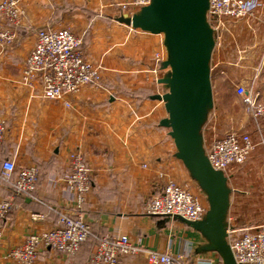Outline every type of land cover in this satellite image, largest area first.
Here are the masks:
<instances>
[{
    "label": "crops",
    "instance_id": "obj_1",
    "mask_svg": "<svg viewBox=\"0 0 264 264\" xmlns=\"http://www.w3.org/2000/svg\"><path fill=\"white\" fill-rule=\"evenodd\" d=\"M245 1L255 5L253 18L221 20L211 55V67L216 69L217 76L214 81L211 76L213 99L221 77L226 76L223 70L228 73L234 68H256L252 78L258 71L264 73V0ZM18 2L22 15L15 26L16 35L10 44L0 46V117L4 121L0 159L13 161L16 170L35 166L37 185L35 199L15 198L7 217L0 219V264H14L2 259L7 249L20 246L30 233L54 228L58 214L73 206L74 196L68 192L63 177L68 172V153L74 149L83 152L89 169L91 190L83 212L91 236L69 257L40 248L34 264H93L98 240L106 234L127 236L150 250L182 254L184 264L206 260L221 264L215 253L197 254V247L204 240L191 227L177 219L151 216L144 211L146 202L160 194L173 172L181 177L187 175L173 156L175 149L168 130L159 127V121L167 116L164 107L160 101L150 100L160 87L154 81L152 68H104L100 86H88L66 96L69 106L62 101L43 99L38 83L28 86L22 78L24 60L35 43V32L45 26L66 27L81 38L76 31L89 21L95 26L90 31L84 30L88 34L83 44L85 54L97 49V60L108 66L107 33L122 29L111 26L107 32L101 20H105L106 7L115 16L118 14L113 7L115 0ZM125 33L132 40L134 35ZM162 74L159 70L158 78ZM117 77L125 81L129 93L115 92ZM226 78L232 87L235 81L245 87L250 84L247 82L250 78L242 75L228 74ZM254 79L257 81L254 90L264 100V76ZM215 116L211 112L203 127L205 145L218 137ZM255 158L253 155L242 166L231 167L227 174L231 191L227 227L232 211H238L246 203L259 215L264 212V176L260 171L259 177L253 176L255 170L262 168L260 158ZM190 188L205 202L197 187ZM6 198H11V190L0 176V200ZM32 215L39 217L33 221ZM261 223L257 221L245 228ZM119 263L148 264L142 255L120 256Z\"/></svg>",
    "mask_w": 264,
    "mask_h": 264
},
{
    "label": "built area",
    "instance_id": "obj_2",
    "mask_svg": "<svg viewBox=\"0 0 264 264\" xmlns=\"http://www.w3.org/2000/svg\"><path fill=\"white\" fill-rule=\"evenodd\" d=\"M150 0H116L113 7L118 14L131 16ZM255 5L245 0H209L207 18L216 39L221 20L253 18ZM22 15L18 0H0V46L8 45L16 35L15 26ZM216 44V43H215ZM162 50L154 56L158 65L164 59ZM101 63H92L86 56L81 38L69 28L42 27L35 32V43L26 56L22 78L28 86L37 82L40 95L48 101L69 103L65 97L78 93L85 87H99ZM157 81L159 68H153ZM213 68L211 67V76ZM264 73L258 71V75ZM234 93L244 105L245 112L253 121L264 123V100L258 92L241 84H234ZM4 134V121L0 117V147ZM204 145L205 155L214 170L227 178L231 167L240 166L249 158L253 142L247 133L230 131ZM68 172L63 182L74 196L73 206L58 214L56 226L50 230L28 234L20 246L9 248L2 259L14 264H34L40 248L52 249L67 257L73 256L91 236L83 206L91 190L89 169L83 152L69 151ZM0 176L9 184L11 198L0 200V219H5L15 198H34L37 185L35 166H24L16 170L14 162L0 159ZM207 204L201 201L188 184L168 180L160 194L151 197L144 206L151 216L180 217L196 222L203 218ZM39 216L32 215L31 220ZM227 243L236 264H264V223L255 227L236 229L227 227ZM142 255L148 264H184L182 254L172 255L168 251L158 252L144 247L140 241L133 242L124 235L106 234L99 238L92 256L93 264H120V256ZM199 264H213L211 260Z\"/></svg>",
    "mask_w": 264,
    "mask_h": 264
},
{
    "label": "water",
    "instance_id": "obj_3",
    "mask_svg": "<svg viewBox=\"0 0 264 264\" xmlns=\"http://www.w3.org/2000/svg\"><path fill=\"white\" fill-rule=\"evenodd\" d=\"M209 0H150L131 16L113 20L133 30L162 36L166 58L157 79L162 93L150 100L163 103L166 118L159 127L168 130L175 153L189 179L204 196L207 210L196 222L173 217L198 232L204 244L197 254L215 253L221 264H236L227 243L226 218L231 191L227 178L209 164L203 145V127L213 110L211 55L216 35L207 18Z\"/></svg>",
    "mask_w": 264,
    "mask_h": 264
},
{
    "label": "rangeland",
    "instance_id": "obj_4",
    "mask_svg": "<svg viewBox=\"0 0 264 264\" xmlns=\"http://www.w3.org/2000/svg\"><path fill=\"white\" fill-rule=\"evenodd\" d=\"M116 1V0H115ZM108 3V2H107ZM103 24L106 25L107 32L110 30L111 26H115L116 28H120L121 31H111L107 33L106 45L108 47L107 51H105V57L108 58L110 64L108 66L102 64V68H159V64L157 65L154 61V56L161 52L162 50L165 53V50L162 46V36H152L147 33H142L139 30L131 31L129 27H124V25H118L116 22L112 20V17L115 16L110 8L106 7L105 12H103ZM101 23V22H100ZM87 24V25H86ZM82 27H79V30L76 32L81 36L82 43H86L84 38H88V34L85 33L84 30L90 31L93 25H91L88 21ZM95 26V25H94ZM93 26V27H94ZM95 30H97L95 28ZM128 33H132L134 37L132 40H129L126 36ZM96 35V33H95ZM94 35V37H95ZM86 36V37H85ZM93 38V37H92ZM88 41V40H87ZM160 48V49H159ZM159 49V50H157ZM97 49L93 50L91 54H87V58L92 63H97ZM166 57V54L164 55ZM99 62V61H98ZM256 68H234L230 69L229 72L223 70L226 76L229 75H240L247 77L249 79L250 84L246 87L251 88L254 92H258L254 89L257 87V81H255V72ZM103 71V70H102ZM216 69L212 71V80L214 81L216 74ZM121 75V74H120ZM262 75V74H261ZM226 76L223 74L222 79H220V83L218 84L217 91L215 93V98L213 99V110L212 112L216 113V120L218 126V136L223 135L227 132H241L247 133L251 137L253 142V150L250 154L249 158L245 161V163L250 160V158L254 155L261 160V169H257L253 172L254 177H259V171L264 176V123L261 121H253L252 118L245 112L244 105L241 100L235 95L234 88L227 80ZM117 85L115 87V92L119 95H125L128 92L125 81L122 78H116ZM155 81V80H154ZM156 82V81H155ZM233 84H241L239 82H232ZM160 86V85H159ZM157 93H162L161 86L157 88ZM134 93H131L133 95ZM163 105V103L161 102ZM166 130V129H165ZM258 158V159H259ZM244 164V163H243ZM242 164V165H243ZM241 165V166H242ZM240 167V166H239ZM170 180L178 183V184H189L191 187L195 188L193 183H190V179L186 174L183 177L172 173ZM199 193V189H196ZM206 203V201H205ZM247 204V203H246ZM245 206L239 208L238 211H232L229 224L236 229H243L246 226H252L257 221H261L264 223V212L260 215L256 213V210H252V208ZM252 211V213H251Z\"/></svg>",
    "mask_w": 264,
    "mask_h": 264
},
{
    "label": "trees",
    "instance_id": "obj_5",
    "mask_svg": "<svg viewBox=\"0 0 264 264\" xmlns=\"http://www.w3.org/2000/svg\"><path fill=\"white\" fill-rule=\"evenodd\" d=\"M98 244V243H97ZM97 247V246H96ZM96 249V248H95Z\"/></svg>",
    "mask_w": 264,
    "mask_h": 264
}]
</instances>
